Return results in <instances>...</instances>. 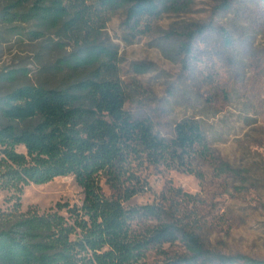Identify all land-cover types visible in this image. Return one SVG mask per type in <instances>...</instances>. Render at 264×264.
<instances>
[{
	"label": "rangeland",
	"instance_id": "rangeland-1",
	"mask_svg": "<svg viewBox=\"0 0 264 264\" xmlns=\"http://www.w3.org/2000/svg\"><path fill=\"white\" fill-rule=\"evenodd\" d=\"M139 23L114 9L96 32V44L115 54L124 109L166 139L176 122L194 120L209 156L196 157L189 171L147 166L146 186L128 203L161 201L211 252L264 260V4L167 0L157 18ZM33 30L0 17V96L23 84L91 77L93 67L62 66L76 49L71 40L54 29L35 38ZM17 196L21 212L43 213L57 203L80 205L83 193L72 175L25 185L19 194L0 188V212L11 211ZM158 259L149 252L144 263Z\"/></svg>",
	"mask_w": 264,
	"mask_h": 264
},
{
	"label": "trees",
	"instance_id": "trees-1",
	"mask_svg": "<svg viewBox=\"0 0 264 264\" xmlns=\"http://www.w3.org/2000/svg\"><path fill=\"white\" fill-rule=\"evenodd\" d=\"M264 4V0H260ZM167 0H6L0 17L31 23L38 38L56 30L76 48L62 66L93 67L91 77L58 86L19 85L0 96V188L72 175L80 205L47 212H0V264H264L245 255L211 252L163 202L129 204L146 186L141 172L171 164L190 170L209 156L200 126L181 119L169 139L125 109L115 54L96 44L109 12L122 9L132 26L157 18ZM12 76L4 78L12 79ZM22 147V151L17 148ZM103 185L109 193L103 190Z\"/></svg>",
	"mask_w": 264,
	"mask_h": 264
}]
</instances>
